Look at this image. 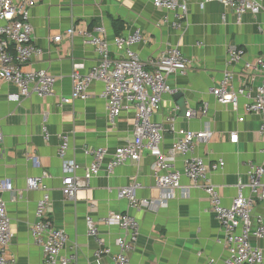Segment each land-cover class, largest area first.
<instances>
[{"label": "crops", "instance_id": "obj_1", "mask_svg": "<svg viewBox=\"0 0 264 264\" xmlns=\"http://www.w3.org/2000/svg\"><path fill=\"white\" fill-rule=\"evenodd\" d=\"M203 3L204 0H192L188 19L179 28L173 25V15H168L165 21L167 14L156 9L153 0H47L31 9L33 44L42 52L23 69L45 70L53 75L56 94L45 99L31 97L11 102L9 95L16 93L17 88L0 83V126L4 134L0 184L8 182L11 187L3 193V198L12 220L14 238L10 256L14 264H42L43 253L35 244L30 228L37 222V202L46 191L52 198L50 219L69 237L65 253L77 252L74 264H114L111 257H94L97 244L88 235L86 219L88 214L93 216L107 245L117 254L116 241L121 229L105 226L103 219L129 210L128 202L118 197V190L128 186L133 178L142 185L137 198L151 205L130 211L141 225L130 264H205L209 259L223 264L227 260L225 235L206 193L195 188L183 195L177 190L169 198L156 186L152 170L156 157L151 153H144L138 165L126 164L111 175L104 166L89 187L80 189L73 199L66 198L62 192L65 175L59 147L63 136L70 138L66 160L79 164L77 175L82 178L93 160L85 153L86 146L104 148L111 155L117 147L133 140L134 111H124L112 124L100 98L102 83L91 85L87 99L70 104L62 102L72 93L73 71L76 68L82 73L91 71L99 64L100 57L80 36L65 37L59 43L53 38L66 35L72 26L91 30L99 24L105 26L110 40L140 30L144 39L134 50L149 70L163 51L180 47L191 65L186 74H172L168 78L175 93L164 96L155 116V121L165 129L162 152L166 153L175 141L172 125L195 132L208 128L215 138L209 143H198L193 156L205 158L208 165L219 160L225 162L224 168L208 175L211 184L219 187L223 204L231 206L238 196V186L249 183V165L263 161L261 116L246 115L243 99L237 107L219 104L211 89L218 86L225 71L240 72L238 67L228 65L230 46L243 48L245 60L264 56V10L257 15L239 16L220 3L202 6ZM111 49L114 55L116 48ZM261 81L258 78L257 84ZM205 106L207 115L186 118L190 109ZM45 116L48 139L43 131ZM242 117L244 121L240 122ZM232 133L237 134L236 139ZM176 167L183 172V156H178ZM44 173L48 175L44 180L47 190H28L27 180ZM181 184L189 185L186 176H182ZM244 195L250 196L251 192L246 188ZM162 198L167 199L165 206L158 204ZM263 206L255 201L254 218L264 213ZM253 243L264 248V240L255 239Z\"/></svg>", "mask_w": 264, "mask_h": 264}, {"label": "built area", "instance_id": "obj_2", "mask_svg": "<svg viewBox=\"0 0 264 264\" xmlns=\"http://www.w3.org/2000/svg\"><path fill=\"white\" fill-rule=\"evenodd\" d=\"M45 1L47 0H0V83H10L17 88L16 93L9 95L11 102H20L22 98L31 97L45 99L56 94V79L53 75L45 70L23 69L35 55L42 52L33 44L34 30L30 18L31 9L37 3ZM191 2L192 0H153V5L167 14L165 21H168V15H173V25L179 28L188 19ZM210 2L220 3L239 16L248 13L257 15L264 10V0H204L202 6ZM75 36H80L86 45L91 46L100 60L99 64L87 73L80 72L78 68L73 71L72 93L62 99L63 104L87 99L91 85L100 82L103 84L100 98L105 102L111 123L115 124L124 111L132 109L134 130L133 140L117 147L111 155H108L104 148L86 146L85 153L93 160L83 178L77 175L79 164L75 160H66L70 138L63 136L59 157L63 160L65 175L62 188L64 196L68 199L76 197L80 189L89 187L92 178L97 177L104 166L111 175L115 169L126 164L138 165L144 153H151L156 157L152 165L156 186L169 198H172L177 190L182 191L183 195H188L195 188L206 193L212 212L225 235L228 258L223 264H264V248L253 243L255 239L264 240V213L256 218L253 216L255 201L264 204V149L262 163L249 165L250 181L247 185L238 186V196L228 207L223 204L219 187L211 184L208 177L210 172L224 168L225 162L219 160L208 165L205 158L193 156L198 143H209L215 138L212 130L207 128L195 132L178 129L172 125L170 130L176 135L175 141L166 153L161 150L165 129L161 123L155 121V116L161 109L164 96L175 93L168 83V78L172 74H186L191 65V61L186 58L180 47L175 46L163 51L149 70L134 50V46L144 39L140 30L110 40L107 29L102 24L91 30L72 26L66 35L56 36L53 41L59 43L65 37ZM112 46L116 48L114 55ZM227 55L228 65L238 67L240 72L236 74L230 70L225 71L218 86L211 89V94L221 105L237 107L242 99L245 100V114L261 116L260 132L264 136V56L245 60L246 52L238 46H230ZM258 78L262 80L260 84H257ZM207 113V106L198 110L190 109L186 118L192 119ZM174 121L172 118L171 122ZM239 121L243 122L244 117ZM43 131L48 139L47 116L44 118ZM232 136L236 139L237 134L232 133ZM3 143L4 134L0 126V159ZM179 155L184 158L183 172L176 167ZM182 176L187 177L189 185L181 184ZM47 177V173H44L40 177L29 178L28 190H47L44 185ZM141 188L142 185L136 178H133L128 186L120 188L118 197L128 202L129 210L109 214L103 219L105 226H117L121 229V235L116 241L117 254H113L112 248L107 245L93 216L87 215L88 235L97 244L95 258L111 257L114 264H130L131 253L135 250L141 234L140 222L130 211L151 205L149 201L137 198V191ZM246 188L251 192L247 197L244 195ZM10 189L8 182L0 184V264H14V259L10 256V246L14 238L12 220L3 198V193ZM166 200L162 198L158 204L165 206ZM51 207L52 198L46 191L37 202V222L30 228L35 244L42 250V264H74L77 252L65 253L69 237L65 230L58 228L50 219ZM205 264L217 262L209 259Z\"/></svg>", "mask_w": 264, "mask_h": 264}]
</instances>
